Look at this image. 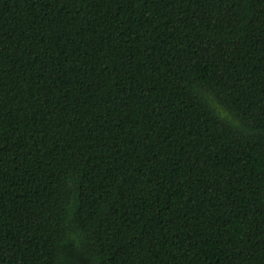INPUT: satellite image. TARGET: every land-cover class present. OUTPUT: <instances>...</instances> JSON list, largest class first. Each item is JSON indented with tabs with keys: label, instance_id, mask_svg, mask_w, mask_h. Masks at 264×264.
I'll return each instance as SVG.
<instances>
[{
	"label": "trees",
	"instance_id": "obj_1",
	"mask_svg": "<svg viewBox=\"0 0 264 264\" xmlns=\"http://www.w3.org/2000/svg\"><path fill=\"white\" fill-rule=\"evenodd\" d=\"M0 264H264V0H0Z\"/></svg>",
	"mask_w": 264,
	"mask_h": 264
},
{
	"label": "clouds",
	"instance_id": "obj_2",
	"mask_svg": "<svg viewBox=\"0 0 264 264\" xmlns=\"http://www.w3.org/2000/svg\"><path fill=\"white\" fill-rule=\"evenodd\" d=\"M193 91L199 94L200 99H202L212 110L213 113L219 120H224L228 122L232 127L240 128L241 131H249V129L244 128L241 125L240 120L235 116V114L225 106L216 103L213 99V92L207 88H200L193 86ZM72 205L69 203L67 205V211L69 213V218L71 216Z\"/></svg>",
	"mask_w": 264,
	"mask_h": 264
}]
</instances>
